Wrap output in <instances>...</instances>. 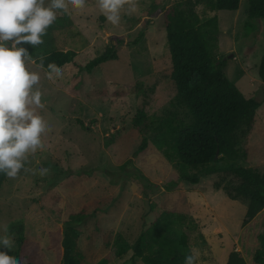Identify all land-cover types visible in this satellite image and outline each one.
<instances>
[{"label":"rangeland","instance_id":"rangeland-1","mask_svg":"<svg viewBox=\"0 0 264 264\" xmlns=\"http://www.w3.org/2000/svg\"><path fill=\"white\" fill-rule=\"evenodd\" d=\"M184 1L137 0V11L129 15L125 5L120 24L115 26L100 12L96 0H87L83 10L69 6L67 15L74 28L61 32L59 44L66 50L77 51V65L62 67V75L53 81L35 63L29 66L41 77L39 87L45 107L37 112L49 131L42 137L43 149L30 154V163L26 165L37 173L22 171L17 178H8L0 192V224L8 225L15 249V235L10 226L16 221L24 222L25 236L30 242L27 249H37V264H62L63 222L70 213L82 208L96 212L101 225L111 231L113 240L122 235L131 244L164 211L182 214L189 243L199 250L197 264H203L208 246L200 237L202 227L194 216L199 215L201 207L207 215L217 214L216 219L208 218V221L221 227L225 249L230 252L229 234L240 233L247 209L217 191L222 190L217 185L230 184L231 178L235 183L236 179L221 172L203 176L196 185L188 182L180 185L176 182L178 172L172 159L155 154L142 158L136 154L143 139L133 127L138 109L150 115H166L177 93L175 83L169 78L171 57L164 15L167 8ZM153 4L156 11L149 14ZM196 12L202 22L218 17L219 32L204 29L208 38H218L219 48L214 58L225 61L222 71L245 97L261 102L248 143L247 163L248 167L264 172V83L259 75L264 56V20L253 19L248 24V0H241L237 11L219 12L211 11L201 2ZM141 32L144 35L138 45H127ZM112 39L125 41L118 49L119 60L107 62L91 74L79 70L78 65L84 66L102 53ZM41 167L50 169L46 176L39 175ZM190 173L196 171L191 169ZM198 191L204 196L196 194ZM51 194L60 197L58 206L63 211L60 219L42 208V200ZM204 198L212 211L202 206L207 204ZM146 199L152 205L147 214ZM189 200H193L192 212ZM243 232L240 246L247 263L252 264L255 251L261 247L256 232L264 235V216ZM79 247L84 257L81 264H97L110 251L109 244L92 239L87 233L80 239ZM213 248L214 264H223V249ZM132 255L129 252L111 264H144Z\"/></svg>","mask_w":264,"mask_h":264},{"label":"trees","instance_id":"trees-1","mask_svg":"<svg viewBox=\"0 0 264 264\" xmlns=\"http://www.w3.org/2000/svg\"><path fill=\"white\" fill-rule=\"evenodd\" d=\"M201 2H205L211 11L216 12L237 11L241 5V0H186L165 10L167 46L171 57L169 78L175 83L177 93L172 98L171 108L166 115H150L144 109H138L133 127L143 135V139L136 154L142 158L155 154L172 159L178 172L176 182L180 185L186 182L196 185L203 176L221 172L228 174L230 178L234 177L235 183L231 178L230 184L220 183L217 189H222L229 199L247 204V212L242 221L244 228L264 211V172L248 167L247 163L248 143L261 102L245 97L222 71L225 61L214 58V53L219 48L218 38H208L204 29L219 32V20L217 16H213L202 22L196 12V6ZM248 2V24L253 19L264 20V0ZM155 8L156 4H153L148 13L153 14L151 11ZM73 28L74 24L67 13L63 14L47 29V34L42 37L43 44L36 47L30 44L21 46L29 50L37 66L40 57L45 58L43 69L46 72L50 63L61 68L68 64L77 65V51L66 50L59 44L61 32L72 31ZM143 35L141 32L133 43L127 45H138ZM124 44L122 39H112L102 53L86 65H78L79 70L91 74L103 64L119 60L118 49ZM259 75L264 83V56ZM82 126L90 130L84 124ZM217 152L218 159L215 158ZM191 169L196 173L191 174ZM7 179L0 173V192ZM59 200L58 194H51L41 203L44 210L58 219L63 213L58 206ZM182 220L184 215L164 211L131 244L122 235L113 240L111 231L101 225L96 212L82 208L79 212L70 213L63 222L62 264H81L84 257L79 241L85 233L110 246L109 253L97 264H111L124 258L129 252L144 264H184L185 256L192 255V247ZM24 230L23 221L11 224L10 231L15 235L16 248H0V251L24 259L26 264H37L39 254L37 249H27L30 242ZM200 237L204 239L203 236ZM257 239L261 242V247L255 251L252 264H264V235H259ZM247 261L241 251L233 250L226 264H248Z\"/></svg>","mask_w":264,"mask_h":264},{"label":"clouds","instance_id":"clouds-1","mask_svg":"<svg viewBox=\"0 0 264 264\" xmlns=\"http://www.w3.org/2000/svg\"><path fill=\"white\" fill-rule=\"evenodd\" d=\"M87 0H0V173L15 179L23 171L37 173L26 165L29 155L43 149L42 137L49 131L38 109L45 105L40 90V74L29 66L35 63L29 50L21 45L33 47L44 43L42 37L57 20L58 14L83 10ZM96 5L106 20L119 25L121 11L127 5V13L137 11V0H96ZM44 57H40L39 69L44 68ZM47 79L62 75V68L55 63L47 65ZM50 169L39 168L40 176ZM0 247L12 250L14 239L8 234V225L0 224ZM184 264H197L199 250L190 248ZM0 264H26L24 259L0 251Z\"/></svg>","mask_w":264,"mask_h":264},{"label":"crops","instance_id":"crops-1","mask_svg":"<svg viewBox=\"0 0 264 264\" xmlns=\"http://www.w3.org/2000/svg\"><path fill=\"white\" fill-rule=\"evenodd\" d=\"M208 189V188H207ZM214 190H217V189H214ZM206 191V190H205ZM213 191V190H212ZM217 191H220V192H224L223 190H217ZM202 192L201 191H198L196 194L200 195ZM225 193V192H224ZM219 194V193H217ZM203 195V193H202ZM204 196V195H203ZM193 200H189L190 202V208H191V212L193 210V207H192V202ZM203 201H205L207 204L206 205H202L204 208L207 207L208 210H213L212 207L210 206V204L206 201V199L204 198ZM233 201H238V200H233ZM198 202V201H197ZM240 203H242L241 201H238ZM198 204V203H197ZM243 205L246 206V209L248 208L247 207V204L245 203H242ZM199 206V204H198ZM197 206V207H198ZM189 208V209H190ZM195 208V207H194ZM198 208H196L197 210ZM199 215H194L195 218H197L199 221H195L199 227H202L201 228V236L204 237V242L205 244L207 243V246H208V250L205 251V253L207 254L206 255V258L207 260L206 261H203V264H214L215 263V260L213 259L215 256V250L213 248V246H216L218 248H220L221 250L223 249L224 253H225V257H224V261H223V264H226L227 263V260H228V257H229V254L233 251V250H238V251H243L241 246H240V243L242 242V239H243V236L245 235V232L242 233V231L244 229H251L255 224L256 222L259 220V218L261 216H264V211H262L261 213L258 214V216L246 227H242V229L240 230V233L239 234H233L231 233V235L229 234L230 236V239H231V244H230V247H231V250L230 252H227V249H225V243H224V239H222V235L220 234H223V231L221 229V227H219L218 225H214L212 226L211 223L208 221V218H214L216 219L217 218V214L216 213H212L211 215H207V213H205L201 207H199ZM190 212V213H191ZM247 212V211H246ZM194 216L192 215L193 219H194ZM209 219V220H210ZM195 220V219H194ZM243 221V220H242ZM242 225V224H241ZM260 229V228H259ZM220 235V236H219ZM259 232H256V236H259ZM220 238V241H217V238ZM219 242V244L217 243ZM251 254V253H250ZM246 256V255H245ZM252 258V254L250 255V260Z\"/></svg>","mask_w":264,"mask_h":264},{"label":"water","instance_id":"water-1","mask_svg":"<svg viewBox=\"0 0 264 264\" xmlns=\"http://www.w3.org/2000/svg\"><path fill=\"white\" fill-rule=\"evenodd\" d=\"M216 159L219 158V152H217L216 154ZM151 209V204H150V201L148 199L145 200V214H147Z\"/></svg>","mask_w":264,"mask_h":264}]
</instances>
